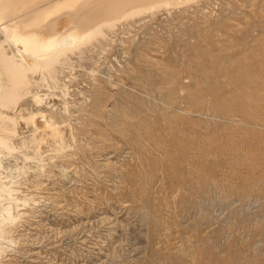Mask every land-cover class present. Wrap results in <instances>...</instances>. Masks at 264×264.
<instances>
[{
  "label": "rangeland",
  "instance_id": "374dc122",
  "mask_svg": "<svg viewBox=\"0 0 264 264\" xmlns=\"http://www.w3.org/2000/svg\"><path fill=\"white\" fill-rule=\"evenodd\" d=\"M106 32L61 67L69 114L46 99L71 147L42 143L43 172L32 148L5 159L27 167L13 173L30 200L0 264H264V0ZM29 98L11 114L36 111ZM18 123L16 145L31 134Z\"/></svg>",
  "mask_w": 264,
  "mask_h": 264
},
{
  "label": "bare ground",
  "instance_id": "6f19581e",
  "mask_svg": "<svg viewBox=\"0 0 264 264\" xmlns=\"http://www.w3.org/2000/svg\"><path fill=\"white\" fill-rule=\"evenodd\" d=\"M195 1L0 0V34L4 38L0 40V258L6 249L4 242H13L10 238L13 227L25 214L20 212V208L27 206L30 200L27 195L19 196L18 180L13 173L14 170L23 173L27 167L16 165L13 169L5 159L14 156L15 152L21 154L22 149L32 148L35 156L22 153V158L25 161L38 160L35 168L43 172L42 143H50V150L55 154L64 153L71 147L66 144L59 120L54 118L57 113L52 112L54 105L46 101L50 97L60 99L62 112L69 114L68 84H61L59 78V74L64 72L63 65L70 61L69 54L82 52L88 44L105 38L106 31H113L123 20ZM4 46H8L10 53ZM58 66L63 68L62 71L57 69ZM37 75L41 76L40 80L35 79ZM41 85V88L46 85V90L54 93L48 95L33 91L34 86L40 90ZM28 98L32 99L36 111L27 112V117L22 116L20 110L21 116L11 114ZM46 110L49 111L48 116ZM19 118L30 127L31 134L21 137L20 144L16 145ZM38 119L42 120V127L40 122L38 125ZM50 159L52 161L53 157Z\"/></svg>",
  "mask_w": 264,
  "mask_h": 264
}]
</instances>
